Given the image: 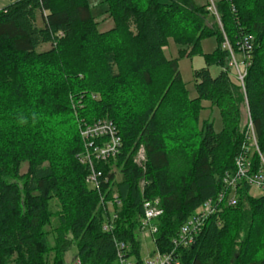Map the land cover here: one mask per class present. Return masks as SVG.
I'll use <instances>...</instances> for the list:
<instances>
[{
  "label": "trees",
  "instance_id": "obj_1",
  "mask_svg": "<svg viewBox=\"0 0 264 264\" xmlns=\"http://www.w3.org/2000/svg\"><path fill=\"white\" fill-rule=\"evenodd\" d=\"M100 4L113 24L106 30L98 29L89 0H14L0 8V264H44L46 200L60 198L62 180L71 200L58 216L54 264H63L72 246L80 264H118L116 242L142 264L135 232L144 197H157L161 209L148 256L174 250L179 264H264V192L250 195L246 181L236 205L209 216L192 244L173 243L198 207L225 188L222 176L234 171L245 146L249 173L264 159V0H220L214 11L194 0ZM243 35L252 46L241 86L223 43L237 52ZM209 36L217 46L193 70L196 97L189 99L177 62L198 53ZM169 37L181 45L175 58L165 56ZM201 100L218 110V132L208 119L198 125ZM97 119L112 121L121 146L114 158L94 161L101 175L93 189L78 159L79 127ZM248 121L257 149L248 146ZM223 142L228 148L220 154ZM140 146L144 167L134 161ZM112 166L119 167L118 181Z\"/></svg>",
  "mask_w": 264,
  "mask_h": 264
},
{
  "label": "built area",
  "instance_id": "obj_2",
  "mask_svg": "<svg viewBox=\"0 0 264 264\" xmlns=\"http://www.w3.org/2000/svg\"><path fill=\"white\" fill-rule=\"evenodd\" d=\"M208 9L214 11L212 2L208 6ZM251 46L252 37L250 35L241 36L237 42V52L235 51L236 54H240L241 58L237 60L234 57L235 52H233L228 41L225 39L223 43V47L229 52L228 69L230 72H234V75L236 74V78L241 85H243L246 67L249 65ZM79 134L83 143V150L78 154V159L81 164L87 165L89 169L85 180L90 184L91 188L98 189L100 184L98 177H100L101 173L95 170L94 161H107L110 158H114L118 154L121 146L120 136L112 121L108 119H97L90 124L80 125ZM246 134L247 140L250 141L248 146H253L257 149L253 126L250 121H248ZM247 150L248 147L245 146V150L234 158V171L232 173L225 172L222 176V182L225 188L219 191L215 197L203 202L181 226L178 238L173 242L175 246L192 244L195 236L201 231L209 216L220 211L222 207L235 206L237 202L236 191L242 181H246L250 189L264 192V159L261 157V166L257 172L249 173L250 162L247 158ZM135 156L136 158L139 156L143 159L145 158L143 146L138 148ZM115 202L119 204L118 201L115 200ZM143 207L144 216L139 229L151 235L155 231L152 219L161 213V209L158 205H153L152 203H144ZM102 228L103 230L109 231L112 226L110 223H105ZM126 247L127 245L125 243L116 242L117 263L138 264L136 261L125 257L123 251ZM142 264H179V261L174 254V250H171L165 254L155 253L147 256L143 258Z\"/></svg>",
  "mask_w": 264,
  "mask_h": 264
},
{
  "label": "rangeland",
  "instance_id": "obj_3",
  "mask_svg": "<svg viewBox=\"0 0 264 264\" xmlns=\"http://www.w3.org/2000/svg\"><path fill=\"white\" fill-rule=\"evenodd\" d=\"M100 1L101 0H90L89 5L91 7L92 14L95 16V19L98 22H100L98 29L106 30L109 25L112 26L113 24L112 21L108 18L107 13L105 11L106 6L100 4ZM38 24H40L39 19H38ZM216 46H217V42L214 36L202 38L199 41L198 53L193 54L191 57H187V56L182 57L178 60L177 69L180 75V79L187 91V96L189 99L196 97V91L194 89V83H193V70L199 69L204 66L203 54L213 52ZM47 47L48 45H45L42 49H45ZM180 47L181 45H178L176 42L173 41V39L169 37L168 44L165 48V56L167 58L177 57V52ZM234 57L237 60H240L241 58L240 54L238 53L236 54V52L234 54ZM209 71L212 76H215L218 73L219 68L218 66L212 65L209 67ZM233 73L231 71L232 79L237 84L241 85V83H239L238 79L236 78V74L234 75ZM200 104H201V108L198 113V125L201 126L202 121L208 119L212 121L213 123L212 127L214 131L218 132L221 129V120L218 110L214 107H211L210 103L207 100H201ZM227 148H228V144L226 142H223L220 146L219 153L225 154L227 152ZM177 156L179 155L177 154L175 158H173V162L177 161L176 160L178 159ZM135 159H136L135 161L136 163L144 167L145 158L143 159L141 156L136 158L135 156ZM178 169L179 167L174 165L170 170V174L173 179L176 178V172ZM26 170H27V163H23L20 168V173H24ZM112 170L115 174V180L118 181L120 179L119 167L112 166ZM61 185H62V195L60 196V198L58 196H52L46 200V208L48 214L45 218L44 224L42 225V230L45 234L49 249L43 253L44 264H54V259L57 256L55 252V246L57 242L56 230L59 227L58 216L59 214H63V211L68 207L69 202L71 200L69 197L70 189H71L70 184L62 180ZM88 185L89 187H91L90 184ZM146 188H147V182L144 180L140 181L138 184V189L142 197L145 194L144 192ZM143 199H144L143 205L144 203L145 204L152 203L153 205H159V199L157 197L151 199H147L144 197ZM109 206L111 205L109 204ZM135 234L137 235L136 237H138V239L141 241L140 244H141L142 256L145 257L146 255H149V253L154 249V245L152 243V236L148 232L141 231L140 229L136 230ZM16 253H17L16 251L13 252V256H12L13 258L16 256ZM63 264H80V262L75 257L74 246H72L63 255Z\"/></svg>",
  "mask_w": 264,
  "mask_h": 264
},
{
  "label": "crops",
  "instance_id": "obj_4",
  "mask_svg": "<svg viewBox=\"0 0 264 264\" xmlns=\"http://www.w3.org/2000/svg\"><path fill=\"white\" fill-rule=\"evenodd\" d=\"M14 0H0V8L4 7L5 5L13 2ZM196 4L198 5H205L207 3H216L217 1H220V0H200V1H197V0H194ZM90 2V0H89ZM100 23V22H99ZM105 23V22H104ZM111 26L109 25L108 28H110ZM250 195L254 196V197H257V196H260L262 194L261 191H257V190H254V189H250L249 191ZM153 243V242H152ZM148 255H146L145 257L143 258H146Z\"/></svg>",
  "mask_w": 264,
  "mask_h": 264
}]
</instances>
